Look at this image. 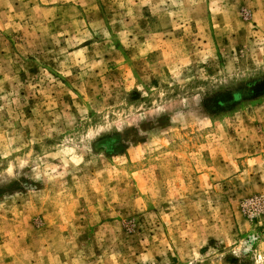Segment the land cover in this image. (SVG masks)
<instances>
[{"label": "rangeland", "instance_id": "rangeland-1", "mask_svg": "<svg viewBox=\"0 0 264 264\" xmlns=\"http://www.w3.org/2000/svg\"><path fill=\"white\" fill-rule=\"evenodd\" d=\"M264 264V0H0V264Z\"/></svg>", "mask_w": 264, "mask_h": 264}, {"label": "clouds", "instance_id": "clouds-1", "mask_svg": "<svg viewBox=\"0 0 264 264\" xmlns=\"http://www.w3.org/2000/svg\"><path fill=\"white\" fill-rule=\"evenodd\" d=\"M257 264H259V260L257 261Z\"/></svg>", "mask_w": 264, "mask_h": 264}]
</instances>
